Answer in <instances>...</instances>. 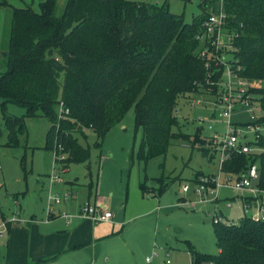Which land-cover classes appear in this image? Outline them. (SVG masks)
I'll list each match as a JSON object with an SVG mask.
<instances>
[{
  "label": "trees",
  "instance_id": "1",
  "mask_svg": "<svg viewBox=\"0 0 264 264\" xmlns=\"http://www.w3.org/2000/svg\"><path fill=\"white\" fill-rule=\"evenodd\" d=\"M169 1L193 0H162L160 6L69 0L59 18L54 14L55 0L41 2L39 13L12 9L9 43L4 51L0 44V108L8 144L13 145L24 125L4 114L6 105L49 122L44 149L53 153L61 148L66 157L59 164L66 167L90 159V148L82 147L74 135L84 138V130L90 129L93 146L99 149L132 108L135 130L142 131L139 162L164 155L170 140L188 142L189 135L171 132L177 124L173 111L177 100L201 94L206 87L211 67L205 69L199 59L198 50L206 43L196 37L207 17L219 11L225 17L224 28L234 35L231 46L238 76L264 81V0H205L196 5L198 14L189 23L168 12ZM0 7H8L6 0H0ZM216 77L212 73L208 80ZM248 94L262 114L252 124L262 125L264 86L253 87ZM59 103L69 113L58 120L54 107ZM250 145L264 150V136L258 135ZM198 150L207 156L205 149ZM250 165L256 166L257 187L264 191V151L229 153L219 172L238 174ZM139 189L145 195V181ZM161 192L158 188L157 196ZM211 227L216 255L197 253L189 245L190 264H264V223L243 218L237 224L211 222Z\"/></svg>",
  "mask_w": 264,
  "mask_h": 264
},
{
  "label": "rangeland",
  "instance_id": "2",
  "mask_svg": "<svg viewBox=\"0 0 264 264\" xmlns=\"http://www.w3.org/2000/svg\"><path fill=\"white\" fill-rule=\"evenodd\" d=\"M43 1L6 0L8 7H0L2 51L10 39L12 9H31L39 13V4ZM128 1L162 5V0ZM68 2L69 0H55L56 17H61ZM197 4V0L186 4L181 1L166 3L168 12L182 17L185 23H189L192 17L198 14ZM230 35L227 32L224 34L222 44L217 49L207 44L198 50V55H219L221 64L218 67L233 68L234 61H237L232 55L234 49L226 46ZM53 55L59 59L56 51ZM245 83L241 98L243 102L233 108L229 117L232 125H249L254 122V118L262 115L248 91L253 87H263L264 81ZM246 98L249 99L247 107L244 104ZM197 99L206 101L210 100V97L206 93L189 94V97L177 100L173 111L177 124L171 132H180L190 137L188 142L170 140L164 155L150 158L146 163L137 160L136 153L142 132L135 130L132 108L122 122L105 136L106 139L104 138L99 149L93 146L95 136L90 129L84 130V138L74 135L82 147L90 148V159L85 164H72L69 167L54 165L57 161L53 163L54 152L44 149L49 122L41 117H28L25 109L13 105H6L4 114L10 118L21 119L24 129L15 134V142L9 145L2 122L3 110L0 108V209H17L14 212L15 222L26 229L31 223V218L45 222L48 212L45 204L46 201L48 204V196L47 200L45 197L50 189L49 175L54 168L61 182L53 184L52 193L57 194L62 201L59 202L60 205L55 206L53 205L59 203H51V213L55 214L58 209L71 214L78 213V208L87 202L88 196H92L91 200L96 196L112 215L110 224L98 223V234L103 240L99 241L97 248L74 252L66 258L58 259L57 264H147L146 258L150 259L148 264H163L165 259H168L170 264H190L187 254L189 245L197 253L216 255L211 216L214 213L222 214L232 220V223L237 224L239 221L236 211L224 207L223 202L234 196L230 188L216 189L214 197L217 202L212 203L209 199H214L213 196L202 202L189 190L199 183L200 179L218 173L217 157L214 152L211 153L212 143L209 135L212 131L206 129L209 124L205 119L210 110L202 105L189 106L192 100ZM252 107L255 109H251ZM54 110L58 111V107L55 106ZM56 115L59 120L57 112ZM198 119H203L204 122H199ZM59 124L58 122L57 126ZM260 126L264 127V124ZM223 129L222 123L212 125V130L219 134ZM261 133L264 135V130ZM247 138L250 139V134ZM193 141L194 143H191ZM201 148L206 150V157L198 150ZM253 152L249 155L258 154V151ZM55 153L63 159L66 157L60 148ZM70 179V189L75 191L72 195L73 202L70 201V195L63 191V181ZM142 181H145L146 185L145 195H142L139 189V182ZM88 182V186L93 184L91 193L84 187ZM183 185H187V192L182 191ZM158 188L162 189L159 196L156 194ZM146 196L155 198L146 199ZM189 201H193L194 209L188 205ZM50 216L51 214L48 217ZM44 231L49 234V230L43 229ZM5 254V246L2 243L0 264L5 263ZM166 254L169 255L168 258Z\"/></svg>",
  "mask_w": 264,
  "mask_h": 264
},
{
  "label": "built area",
  "instance_id": "3",
  "mask_svg": "<svg viewBox=\"0 0 264 264\" xmlns=\"http://www.w3.org/2000/svg\"><path fill=\"white\" fill-rule=\"evenodd\" d=\"M205 0H197V3H202ZM221 1H219V4ZM224 14L222 11H219L217 14H210L207 19L202 24V32L196 37L199 41H204L211 46H214L217 49L221 44V39L224 34L228 32L224 28ZM231 34V33H230ZM234 37L233 34L230 35L226 46H231V39ZM199 59L203 62L204 68L211 67L210 71L207 72L205 79V88L202 91L206 93L210 100H192L190 105H202L206 106L210 110V114L206 117V123L209 125L206 127L208 131H212L209 135L210 141L212 143L211 153L214 152V155L217 157V167L218 173L212 175L208 178L200 179L199 183L194 184L189 188L193 195H196L198 199L204 202L205 199L208 200V197L213 196L214 199L212 202H217L214 197L216 189L220 187L230 188L234 196L230 199L225 200L224 207L229 210L236 211L237 220L240 221L243 218H247L252 222L264 223V191L260 190L257 187L258 175L255 165L248 166L242 173L238 174H222L219 172L222 162L228 158L229 153H236L239 155H249L254 153V151L262 152L263 149H259L255 146L250 145L254 142V139L258 135H263L261 131L264 130V127H261L259 124H249V125H232L229 121L230 114L233 111V108L239 106L244 92L246 83L244 79L238 76L240 72V67L237 64V61H234L235 66L230 69H224L218 67L221 64L219 55H199ZM236 67V68H235ZM212 73H216L217 77L214 81L208 80ZM246 98L245 105L248 106ZM256 105V103L254 102ZM250 108V107H249ZM255 109V108H251ZM257 109V108H256ZM58 118L63 119L68 115V110L64 109L62 104L58 105ZM257 119V118H256ZM254 118V121L256 120ZM199 122H204L203 119H198ZM214 123L224 124V129L222 133H217V131L212 130V125ZM201 128V126L199 127ZM250 134V139L247 138V135ZM252 136V138H251ZM61 149V148H60ZM54 161L60 167V161L63 160V157H59L54 152ZM62 170V169H61ZM50 189L48 190V204H47V215L51 214V203H59L61 200L57 197V194L52 193V185L56 182H61L58 177V174H55L54 168H52L49 175ZM182 191L187 192V185L182 186ZM191 208L194 209L193 201H189ZM16 214L9 218H0V244L4 241L10 225L15 221ZM69 223V219L72 217L68 214L61 215ZM80 219H90L93 223L101 222H111L112 215L109 211L99 205H92L88 202L83 204L80 207L79 215L77 216ZM212 223H232V220H228L222 214L214 213L211 216ZM166 254V258H168ZM146 263L150 262L149 258L145 259ZM163 264H170L168 259L163 261ZM202 264H212L211 262L202 263Z\"/></svg>",
  "mask_w": 264,
  "mask_h": 264
},
{
  "label": "crops",
  "instance_id": "4",
  "mask_svg": "<svg viewBox=\"0 0 264 264\" xmlns=\"http://www.w3.org/2000/svg\"><path fill=\"white\" fill-rule=\"evenodd\" d=\"M139 131H141V129H139ZM108 134L106 135V137L108 136ZM46 178L48 179V177ZM71 180L72 179H70V181H63V191L66 195H70V201L73 202L74 199L72 195H74L75 191L73 189H70V182H72ZM89 183L90 182L84 185V187L88 188V191ZM53 187L54 185L52 186V191ZM92 187L90 189V193ZM47 196L48 193L45 197L46 200ZM91 198L92 196H88V203L92 205H99L104 208L106 207L101 203L99 199L96 198V196H93L92 200ZM144 198L154 199L155 197L146 196ZM60 203L54 204L53 206L60 205ZM14 204L17 203L14 202ZM45 205H47V201ZM16 210L17 209L10 210L9 208L3 210L0 209V218L11 217ZM78 210L80 211V207L78 208ZM79 211H77L78 213H75L77 214L76 216H73L75 214H71L70 212H63L58 209L57 211H55V214L51 213V216H53L52 219L51 216L48 217L49 215H47L46 220L45 222L43 221V223L36 221L35 218H31V223L26 226L27 229L21 227V225L17 224V222L14 221V225L13 223L10 225L7 235L2 242L4 243L6 253L4 264H34L38 261L50 260L52 258L54 259L53 261L47 262L45 264H57L58 259L66 258L74 252L97 248V246L99 245V241L103 240L98 234V223H93L90 219L78 218L77 216L79 215ZM62 213L72 216L69 219L68 224V220L61 216ZM59 222H61V224ZM111 222L101 223L110 224ZM43 229L49 230V234L47 235L48 232L46 231L43 232ZM74 238H76V240H74Z\"/></svg>",
  "mask_w": 264,
  "mask_h": 264
},
{
  "label": "water",
  "instance_id": "5",
  "mask_svg": "<svg viewBox=\"0 0 264 264\" xmlns=\"http://www.w3.org/2000/svg\"><path fill=\"white\" fill-rule=\"evenodd\" d=\"M5 54V53H4Z\"/></svg>",
  "mask_w": 264,
  "mask_h": 264
}]
</instances>
